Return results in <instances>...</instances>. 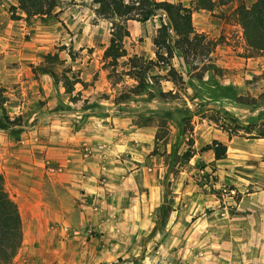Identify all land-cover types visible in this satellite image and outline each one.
Returning a JSON list of instances; mask_svg holds the SVG:
<instances>
[{
  "label": "rangeland",
  "instance_id": "374dc122",
  "mask_svg": "<svg viewBox=\"0 0 264 264\" xmlns=\"http://www.w3.org/2000/svg\"><path fill=\"white\" fill-rule=\"evenodd\" d=\"M181 1L191 7L195 0ZM236 5L217 6L207 16L205 31L198 33L211 40L209 53L177 52L170 59L182 80L174 84L166 67L154 65L139 94L130 91L136 82L123 73L129 57L156 60L152 40L163 18L158 15L126 23L127 55L111 66L104 56L111 24L94 16L92 0H59L47 16L55 26L46 50L19 57L16 48L6 57L13 66L19 59L45 63L46 53L59 58L52 64L61 78L57 84L49 75L32 74L38 87L27 88L26 110L16 114L6 106L11 119L19 118L18 133L0 130V174L22 214L27 204L20 190L29 185L13 174L20 167L18 154L29 155L28 140L44 177L66 171L64 160L55 156L64 158L67 150L56 155L49 147L63 146L76 132L96 135L97 152L87 144L79 153L100 161L97 189L56 200L47 194L55 210L44 224L32 219L35 233L22 221V243L11 264H264V140L256 135L264 131V71L213 63L221 65L215 53L223 46L234 47L237 56L258 55L242 44ZM9 7L4 8L8 15ZM74 14L84 22L74 23ZM27 65L30 72L37 66ZM64 75L82 83L67 93ZM6 86L0 87L9 98H19L18 84ZM214 140L226 145L222 159L201 151ZM188 150L193 155L185 163ZM94 171L89 167L78 174L93 182ZM62 206L64 215L57 219ZM31 232L34 240L28 238Z\"/></svg>",
  "mask_w": 264,
  "mask_h": 264
},
{
  "label": "trees",
  "instance_id": "16d2710c",
  "mask_svg": "<svg viewBox=\"0 0 264 264\" xmlns=\"http://www.w3.org/2000/svg\"><path fill=\"white\" fill-rule=\"evenodd\" d=\"M10 18L21 19L16 12L25 14V20L35 16H49L58 7L59 0H11ZM233 1L237 2L233 15L235 22L242 29V36L247 49L254 54H264V0H255L246 5L241 0H195L194 5L185 7L179 2L166 0H92L93 12L96 18L108 21L110 37L105 48L104 56L108 64L117 65L118 60L127 55L123 40L129 35L126 23L129 20L144 23L155 16L162 19L160 27L152 43L155 47L156 60L144 62L140 57L128 58V68L123 74L132 78L136 85L130 88L133 94H139L148 86L149 70L154 65L166 67L167 76L176 84L182 80L181 74L171 65L170 59L179 52L183 57L187 55L207 54L212 47L211 40L202 33H198L192 23V13L197 10L212 11ZM45 63L37 66L31 65L33 74L49 75L54 84L61 78L53 69L52 64L59 61L57 53L42 55ZM159 66V68H161ZM82 83L79 79L71 81L66 75L62 78L65 92L73 91L74 84ZM162 94V93H161ZM6 90L0 87V130H7L10 134L18 133L19 118L11 119L6 110L8 103ZM166 117L169 112L165 113ZM237 129V128H236ZM235 129V130H236ZM257 137H264L260 131ZM202 152L212 151L214 159H222L226 154V145L217 140L204 146ZM191 150L183 153L184 162L192 157ZM23 237L22 218L16 202L10 197L4 186V178L0 174V264H11L17 254Z\"/></svg>",
  "mask_w": 264,
  "mask_h": 264
},
{
  "label": "crops",
  "instance_id": "0c3cea01",
  "mask_svg": "<svg viewBox=\"0 0 264 264\" xmlns=\"http://www.w3.org/2000/svg\"><path fill=\"white\" fill-rule=\"evenodd\" d=\"M166 1H175V2H182L181 0H166ZM7 5H14L11 0H0V86L7 88L6 85L18 84L17 88H20L19 98L14 96L13 98H9L11 93L6 92L8 95V103L6 106L10 108L11 112L22 114L28 106L29 98H28V87L35 90V87H38V83L36 80H32V72H30V66L27 64H35L38 63L32 61H26L24 59H19L18 65L13 66L7 64L6 57L11 56L12 52L19 48L18 52H20V56L27 55L33 50L43 51L46 50L45 42L48 40L49 36H52L51 28L55 26V24H51L48 21L47 16H35L30 20H25V14L19 11L16 12V15L22 17L21 19L14 20L10 18L8 12L4 10ZM3 6V7H1ZM78 6V5H76ZM185 7H190L189 4L183 5ZM72 11L76 12L77 10L72 9ZM213 11H206V10H197L193 11L192 13V21L193 26L197 32H204L205 28H203L209 21L207 16L211 14ZM77 14L73 15V21L84 22V19L78 18ZM95 16V14H94ZM82 20V21H81ZM195 20L197 21L195 23ZM132 21V20H129ZM200 29H198V27ZM231 28H235V26H231ZM239 34V33H238ZM242 44L245 46L246 51L247 49L244 40L242 39ZM234 47L232 46H223L218 50L216 48V55H220L221 58L219 62L221 65H218V61L213 62L217 66L221 67H234V68H242L245 67L246 73L248 72H262L264 71V54L258 55H246V56H237ZM41 78H48L47 75H42ZM26 96V97H25ZM85 133V134H84ZM76 132L75 135L71 134V138L69 139L68 143L63 141V146L61 147H49V150L52 151V154H58V150L65 149L67 152L65 153L64 158L55 156V160H64L66 167L65 172L62 174H57L49 177H44L42 170L40 169L39 161L35 158L34 154L30 151L33 150V143L32 140H28L30 144L29 155H26L25 152L18 154L17 156V165L18 167L14 172V176L18 178L17 182L23 181L24 183H28L29 186H25V191L20 190L22 193V198H25V202L27 204V209L25 214L23 215L21 212L20 207V214L22 221H27L29 228L33 230L36 227V224L32 223V219H36L39 223L44 224L47 222V217H49L50 213L55 210V206L48 200L47 194H50L54 197V199H61L65 195L69 198L72 197L75 191H82L85 190L88 192L89 190L97 189V184L94 183L96 181V176H98V167H99V158L93 157L90 158V162H88V157L85 154L81 155L79 151L81 150L82 145H90L93 152H97L96 148L93 144H97V140L94 134L92 136H87L86 132ZM133 135H126L125 138L120 139L119 143L125 144V141L128 137ZM264 140V137H260ZM124 140V141H123ZM56 143V142H55ZM62 143V142H60ZM129 146V145H128ZM127 145H124L122 149L125 147L128 148ZM63 158V159H62ZM54 159V158H53ZM7 158L5 161H8ZM100 162V161H99ZM90 168L94 169V176L92 177L93 182H87L81 179L79 172L83 170H88ZM96 172V173H95ZM21 203L22 200L20 201ZM264 209V207L262 206ZM65 208L62 206L59 210H56L57 219L61 216L63 217ZM262 210H259V212ZM62 219V218H61ZM60 219V220H61ZM264 225H262V229ZM32 232L30 233L31 237H28L29 240H34ZM264 240V233L260 235ZM23 239V237H22ZM24 240H25V233H24ZM264 242V241H263Z\"/></svg>",
  "mask_w": 264,
  "mask_h": 264
},
{
  "label": "built area",
  "instance_id": "2783aa9c",
  "mask_svg": "<svg viewBox=\"0 0 264 264\" xmlns=\"http://www.w3.org/2000/svg\"><path fill=\"white\" fill-rule=\"evenodd\" d=\"M49 172H50V173H54V172H55V169H54V168H50V169H49Z\"/></svg>",
  "mask_w": 264,
  "mask_h": 264
}]
</instances>
